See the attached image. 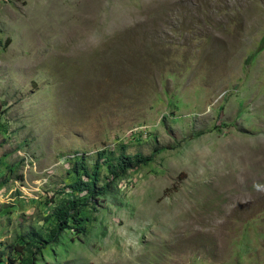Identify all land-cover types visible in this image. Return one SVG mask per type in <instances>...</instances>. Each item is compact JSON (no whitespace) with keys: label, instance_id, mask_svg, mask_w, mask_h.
<instances>
[{"label":"rangeland","instance_id":"1","mask_svg":"<svg viewBox=\"0 0 264 264\" xmlns=\"http://www.w3.org/2000/svg\"><path fill=\"white\" fill-rule=\"evenodd\" d=\"M120 146L152 161L48 241L74 156ZM0 252L264 264V0H0Z\"/></svg>","mask_w":264,"mask_h":264},{"label":"trees","instance_id":"2","mask_svg":"<svg viewBox=\"0 0 264 264\" xmlns=\"http://www.w3.org/2000/svg\"><path fill=\"white\" fill-rule=\"evenodd\" d=\"M124 146H120V152L117 155L113 151L101 150L96 154L95 164L93 168H90L86 161V153L81 155H75L73 158V164L71 167V172L76 174V176L83 175V178L78 177L74 179L69 186L70 194L63 195L57 202L52 203L49 217L54 221L55 226L48 234V241H54L61 232L66 229L71 230L77 236H84L87 234V227L85 221L87 218H83L80 215L82 209L88 207V205L93 204L97 195H100L105 191L112 181L120 178L125 174L127 169L131 168L132 164H143L146 165L152 161V156L143 157L140 154H134L132 157L125 156ZM165 147L155 146L153 148V153H160ZM105 168V180L107 181L96 190V184L99 182L100 169ZM81 194H83L81 196ZM37 233H28L26 235L27 239H23L21 245L27 246L24 250L31 252V247H35L36 240L35 236ZM23 246V247H24ZM17 255H21L22 252H16ZM21 261V259H18ZM6 261L7 264H17L15 259L8 254L4 259V254L0 252V264ZM27 264L26 260H23Z\"/></svg>","mask_w":264,"mask_h":264}]
</instances>
